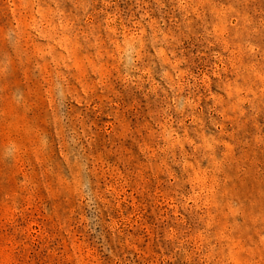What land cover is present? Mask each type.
<instances>
[{
  "label": "rangeland",
  "instance_id": "374dc122",
  "mask_svg": "<svg viewBox=\"0 0 264 264\" xmlns=\"http://www.w3.org/2000/svg\"><path fill=\"white\" fill-rule=\"evenodd\" d=\"M0 264H264V0H0Z\"/></svg>",
  "mask_w": 264,
  "mask_h": 264
}]
</instances>
